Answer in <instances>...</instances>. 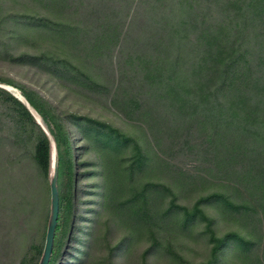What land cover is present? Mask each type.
Listing matches in <instances>:
<instances>
[{"label": "trees", "instance_id": "trees-1", "mask_svg": "<svg viewBox=\"0 0 264 264\" xmlns=\"http://www.w3.org/2000/svg\"><path fill=\"white\" fill-rule=\"evenodd\" d=\"M34 1L38 8L33 5L31 13L7 11L0 3L5 59L104 94L125 119H147L151 127L164 128L162 143L156 141L161 157L131 139L135 153L130 173L169 172L166 185L160 186L171 198L167 215L175 209L173 186L200 192L191 208L177 210L183 228L205 222L210 245L206 264H219L225 251L250 261L260 246L264 259V0ZM12 40L29 46L14 53ZM0 82L21 93L56 145L58 203L47 264H59L74 211V153L66 126L72 121H63L35 91L8 78L0 77ZM0 99L7 104L0 140L15 148L30 145L32 163L48 189L41 242L32 246L39 264L51 206L49 143L24 105L2 89ZM93 123L98 129L92 136L104 156L129 143L109 125ZM8 157L17 160L13 151ZM173 157L194 162L193 171L180 169ZM158 188L146 184L136 193L133 200H140L141 210L148 207L151 190ZM116 192L110 188L109 207ZM118 207L115 211L122 212ZM208 207L237 217L243 234L230 231L217 237L214 220L205 213ZM147 221L152 236L159 235L162 229Z\"/></svg>", "mask_w": 264, "mask_h": 264}, {"label": "rangeland", "instance_id": "rangeland-1", "mask_svg": "<svg viewBox=\"0 0 264 264\" xmlns=\"http://www.w3.org/2000/svg\"><path fill=\"white\" fill-rule=\"evenodd\" d=\"M0 3L7 11L23 12L30 11L35 1L0 0ZM0 40L5 43L7 36ZM24 44L12 40V52L29 46ZM0 77L35 91L63 121H72V126H66L71 129L74 153V211L59 264H206L210 260L205 222H194L183 228L177 210L191 208L200 192L173 186L175 209L167 215L171 198L160 186L166 185L169 172L161 169L131 174L128 170L135 153L131 139L161 157L156 141L159 139L162 143L164 128L151 127L147 119H125L104 94L84 91L25 66L9 63L1 48ZM1 102L0 99V119H5L2 114L7 104ZM93 121L109 125L127 137L129 143L104 156L105 152L98 149L92 136V130L98 129ZM3 135L0 132V137ZM34 136L31 142L35 141ZM26 145L15 148L9 140H0V264H37L38 256L33 253L32 246L41 242L49 194L46 183L32 163L30 145L28 149ZM11 151L17 154L16 161L8 157ZM175 159L173 157L171 161L181 165L180 169L187 173L193 171L194 162ZM107 164L112 170L110 179ZM152 183L159 186V191L153 193L151 190L150 203L141 210L140 200L133 199L141 188ZM113 186L117 192L109 207V191ZM118 206L122 212L115 211ZM138 210L142 211L141 219H137ZM205 213L214 220L217 237L230 231H243V222L240 224L237 217L221 215L209 207L205 208ZM131 216H134L133 223L129 219ZM145 218L157 225L156 229H162L159 235L152 236L153 231L147 227ZM169 219L173 221L170 225ZM154 220L159 222L153 223ZM261 247L250 261L235 259L231 252L225 251L219 264H264ZM110 249L112 251L108 253Z\"/></svg>", "mask_w": 264, "mask_h": 264}, {"label": "water", "instance_id": "water-1", "mask_svg": "<svg viewBox=\"0 0 264 264\" xmlns=\"http://www.w3.org/2000/svg\"><path fill=\"white\" fill-rule=\"evenodd\" d=\"M0 89L6 91L10 95H12L15 99H17L27 111L30 113L36 125L40 127L42 132L45 134L48 143H49V167H48V185L50 190V215L47 226L45 244L43 254L39 261V264H47L48 257L50 254L51 246H52V238L54 233V227L57 216V189H56V178H57V154H56V145L53 137L49 133L48 129L44 125L40 116L35 112V110L27 103V101L22 97L21 93L14 87L9 86L5 83L0 82Z\"/></svg>", "mask_w": 264, "mask_h": 264}]
</instances>
